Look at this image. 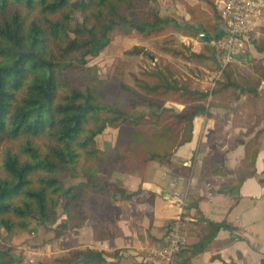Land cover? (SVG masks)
I'll return each mask as SVG.
<instances>
[{"label": "trees", "instance_id": "1", "mask_svg": "<svg viewBox=\"0 0 264 264\" xmlns=\"http://www.w3.org/2000/svg\"><path fill=\"white\" fill-rule=\"evenodd\" d=\"M154 1L0 0V230L15 236L37 221L52 227L58 237L97 214L112 221L113 207L107 200L125 193L121 175L130 170L142 175L153 162L169 167L173 174L188 175L190 167L176 161L175 153L191 140L194 117H210V107L230 109L242 96L245 106L252 108L264 68L244 67L250 62L247 52L240 60L222 63L209 42L191 50L170 38L172 45L163 47L172 56L196 59L215 72L205 91L191 87L188 77L163 58L142 69L140 76L133 75L131 84L121 73L97 76L87 57L109 43L113 28L137 30L143 38L169 30L149 5ZM206 3L215 21L221 20L213 0ZM138 9L145 13L129 15ZM75 13L80 14L79 21ZM220 32L219 28L207 35L212 38ZM252 42L264 53L262 37ZM147 52L140 45L125 51ZM261 106L260 99L255 121L264 115ZM106 127L115 128L116 136L113 143L101 146L96 136ZM263 129L244 146L248 162L237 186L252 173L256 139ZM220 130L221 123H216L207 141L215 140ZM68 171L83 179L65 186ZM212 172L222 173L213 163ZM173 221L163 226L160 237L150 235V245L164 242ZM221 226L212 224L215 229ZM104 254L74 249L37 264H106ZM16 262L8 248L0 249V264Z\"/></svg>", "mask_w": 264, "mask_h": 264}, {"label": "crops", "instance_id": "2", "mask_svg": "<svg viewBox=\"0 0 264 264\" xmlns=\"http://www.w3.org/2000/svg\"><path fill=\"white\" fill-rule=\"evenodd\" d=\"M149 5L164 19L162 23L169 29L168 33L174 34L177 42L191 45V50L200 49L209 38L207 34L222 27V20L216 22L207 9L206 0H155ZM144 13L145 9L129 11L130 16ZM262 28L259 37L264 39V10ZM200 32L206 38L201 39ZM252 41L245 42L250 62L243 66L264 68V53L255 49ZM138 43L137 39L132 45ZM252 97V108L245 106L246 98L242 96L230 109L210 107V117H194L191 140L175 153L176 161L190 167L179 184L185 197L181 213L166 181L161 179L164 173L177 174L153 162L142 175L130 170L118 178L125 193L107 200L113 207L112 221H107L104 214L88 218L75 231L68 230L54 240L58 252L91 249L104 252L106 264H144L142 249L150 245V235L160 237L168 220L180 216L186 243L177 254L175 264H261L264 259V129L256 139V156L249 169L252 173L243 177L238 186L237 182L245 175L243 170L248 162L244 146L256 130L264 128V115L258 121L253 115L260 99L264 109V77ZM250 109L253 113H248ZM216 123H221L219 135L207 141V134ZM113 141L114 136L108 143ZM212 163L222 173L212 172ZM137 190L134 195H126ZM216 223L223 226L215 229L212 224Z\"/></svg>", "mask_w": 264, "mask_h": 264}, {"label": "rangeland", "instance_id": "3", "mask_svg": "<svg viewBox=\"0 0 264 264\" xmlns=\"http://www.w3.org/2000/svg\"><path fill=\"white\" fill-rule=\"evenodd\" d=\"M75 18L79 21L81 19L80 14L75 13ZM131 31L113 28L110 32L109 43L97 55L87 57V65L96 66L97 76L99 78L121 73L123 80L131 84L133 75L140 76L142 69L151 67L158 58H163L169 61L180 74L188 77L191 87L205 91L212 85L215 72L201 66L196 59L184 60L168 54L163 49L164 46L172 45L170 38H175L176 36L174 34H170L167 31L160 35L143 38L137 30ZM214 33H210L211 36ZM137 39L139 40L138 44L148 51L147 54L130 55L125 53L126 50L133 46V42ZM188 46L189 48L191 47V45ZM214 51L217 52L218 59L223 63L222 53L215 47ZM247 51L249 50L246 48L244 52ZM108 89L112 91L116 87L108 86ZM116 132L117 130L115 128L106 127V132L103 135L102 133L97 135L96 138L104 146L106 142H110L113 139V136L115 139ZM81 179L83 178L80 174L68 171L63 178V184L67 186L69 183L78 182ZM57 212L61 215L60 206L57 207ZM60 221L61 218H58L57 224ZM51 228L47 224L32 221L29 230L23 234L13 236L4 230H0V249L8 248V251L17 257L16 264H27L26 257L28 252L36 248L49 253V257H45L44 259L60 256L61 253L58 252L59 248L56 246L57 244L54 240L61 235L54 237V232ZM39 261L33 264H37Z\"/></svg>", "mask_w": 264, "mask_h": 264}, {"label": "built area", "instance_id": "4", "mask_svg": "<svg viewBox=\"0 0 264 264\" xmlns=\"http://www.w3.org/2000/svg\"><path fill=\"white\" fill-rule=\"evenodd\" d=\"M215 10L222 20L221 32L218 36L208 38L212 46L222 53L223 63L240 60L245 51L246 40L260 36L261 18L264 0H213ZM201 39L206 38L203 32ZM236 56H240L237 58ZM172 198L179 204L180 213L185 206V197L179 188L184 180L182 175L167 176L162 174ZM186 243V230L180 216L168 226L164 242L161 245L151 244L142 249L144 264H175L177 254ZM49 257L48 252L36 248L28 252L27 264H33Z\"/></svg>", "mask_w": 264, "mask_h": 264}, {"label": "water", "instance_id": "5", "mask_svg": "<svg viewBox=\"0 0 264 264\" xmlns=\"http://www.w3.org/2000/svg\"><path fill=\"white\" fill-rule=\"evenodd\" d=\"M207 40V39H206ZM237 58H240V56H236Z\"/></svg>", "mask_w": 264, "mask_h": 264}]
</instances>
